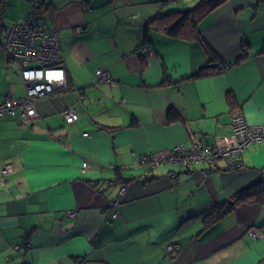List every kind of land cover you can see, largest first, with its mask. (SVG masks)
<instances>
[{"label":"crops","instance_id":"0c3cea01","mask_svg":"<svg viewBox=\"0 0 264 264\" xmlns=\"http://www.w3.org/2000/svg\"><path fill=\"white\" fill-rule=\"evenodd\" d=\"M45 2L34 14L22 0H0V40L14 22L38 19L60 34L66 76L35 101V116H0V168H12L0 183V264H264V140L241 152L238 171L223 160L165 162L142 177L138 165L179 144L229 143L235 113L264 123V0L216 6L198 22L203 42L152 27L143 36L147 20L169 9L165 0ZM219 61L232 64L221 70ZM98 69L112 83L98 81ZM24 93L0 50V103ZM69 106L72 122L62 116ZM258 182L259 200L248 192L202 230L211 208Z\"/></svg>","mask_w":264,"mask_h":264},{"label":"built area","instance_id":"2783aa9c","mask_svg":"<svg viewBox=\"0 0 264 264\" xmlns=\"http://www.w3.org/2000/svg\"><path fill=\"white\" fill-rule=\"evenodd\" d=\"M0 50L15 63L25 91L23 98L6 97L4 99L0 103V116H14L19 113L23 120L35 116V101L66 83L58 30L46 28L37 19L28 16L6 28L1 36ZM137 50L142 53L150 51L149 47L145 45L138 46ZM227 68L229 66L224 65L221 70ZM96 78L100 82L112 83V79L104 69L96 71ZM62 116L67 122H72L77 118L72 106L63 109ZM229 127L232 133L231 141L224 145L193 144L185 147L179 144L166 154L142 155L138 159V165L143 168L142 177H148L153 168L165 162L177 163L187 168L192 163L200 161L212 165L216 164L218 160H223L229 170L242 169L244 164L240 158L241 152L250 144L264 140V123L249 124L241 113H235L230 118ZM83 166L85 167L86 163ZM11 170L10 164L1 166V184L4 183L6 175ZM171 176L175 177V174L172 173ZM123 190L122 186L119 189L120 193ZM117 203V199L112 201V218L118 215ZM262 226H264V222ZM246 232L249 236L256 238L261 235V227L248 226ZM176 249H178L177 244H170L167 250L173 252Z\"/></svg>","mask_w":264,"mask_h":264},{"label":"trees","instance_id":"16d2710c","mask_svg":"<svg viewBox=\"0 0 264 264\" xmlns=\"http://www.w3.org/2000/svg\"><path fill=\"white\" fill-rule=\"evenodd\" d=\"M28 1L30 5V10L34 14L44 12L49 6V4L45 2V0ZM224 1L225 0H199L198 2H196V4L191 7H183L177 9L169 8L165 11L156 12L147 20L146 24L144 25L143 36L146 37L148 29L152 27L162 31L164 34L170 37L197 39L203 42L200 30L198 28V22L205 14L213 10L216 6L223 3ZM40 24L43 23L40 22ZM1 33L3 34L4 32ZM206 52L209 55L210 60L216 59L213 51L209 47H206ZM242 58L243 56L240 55L234 62H239ZM230 64L232 63H229L228 66ZM219 65L224 66L225 63L219 61ZM206 73L208 72L200 71L194 76H200ZM166 115L167 118H169L170 120L178 117V113L171 106L167 109ZM251 191V194L252 196H254L255 200H259L262 197L260 183L258 182L251 185L249 190H247L245 193L236 194L230 199H227L211 208V210H209V212H207L206 215L203 217L204 224L202 230L208 227L209 225L217 222L226 213L230 212L238 204V202L246 198L248 192Z\"/></svg>","mask_w":264,"mask_h":264},{"label":"rangeland","instance_id":"374dc122","mask_svg":"<svg viewBox=\"0 0 264 264\" xmlns=\"http://www.w3.org/2000/svg\"><path fill=\"white\" fill-rule=\"evenodd\" d=\"M22 1H24L25 3H27V5L29 6V2L27 1V0H22ZM179 1H182V2H180V3H177V2H179ZM185 1L186 2H194V3H189V4H191V5H188L187 3H185ZM199 0H166V4H168V6H166V8H175V9H177V8H183V7H185V6H189V7H191V6H193L194 4H196V2H198ZM39 21V20H38ZM40 22V21H39ZM51 93V92H50ZM47 95H49V94H47ZM46 96V95H45ZM44 97V96H43Z\"/></svg>","mask_w":264,"mask_h":264},{"label":"water","instance_id":"95a60500","mask_svg":"<svg viewBox=\"0 0 264 264\" xmlns=\"http://www.w3.org/2000/svg\"><path fill=\"white\" fill-rule=\"evenodd\" d=\"M216 65H217V63H210V64L202 65L201 67H202V68L215 67Z\"/></svg>","mask_w":264,"mask_h":264}]
</instances>
